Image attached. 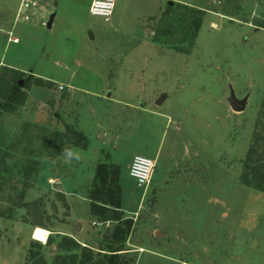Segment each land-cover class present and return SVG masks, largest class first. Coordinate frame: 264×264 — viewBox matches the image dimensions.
Segmentation results:
<instances>
[{
	"label": "rangeland",
	"instance_id": "obj_1",
	"mask_svg": "<svg viewBox=\"0 0 264 264\" xmlns=\"http://www.w3.org/2000/svg\"><path fill=\"white\" fill-rule=\"evenodd\" d=\"M168 1L116 0L108 20L81 8L88 45L77 61L54 63L35 34L8 43L4 62L36 76L22 78L20 104L0 108V264H80L85 246L102 258L95 247L116 222L90 212L99 162H113L134 223L124 264H264V192L240 181L250 148L264 145V0H170L209 8L192 38L197 14ZM50 6L38 0L31 24L48 32ZM109 72L118 106L71 90L101 88ZM67 124L90 130L86 148L63 134L51 141ZM159 144L151 181L137 186L127 163L153 159ZM65 148L80 160L65 163ZM35 226L49 232L44 242Z\"/></svg>",
	"mask_w": 264,
	"mask_h": 264
},
{
	"label": "crops",
	"instance_id": "obj_2",
	"mask_svg": "<svg viewBox=\"0 0 264 264\" xmlns=\"http://www.w3.org/2000/svg\"><path fill=\"white\" fill-rule=\"evenodd\" d=\"M37 1L38 0H0V50L2 49L0 55V99L2 95L8 91V88L13 84L11 83V79H15L13 80L14 83L20 88L21 85L18 84L19 80H21L22 84L23 77L36 76V73L32 72V70H27L26 72L25 69L20 68L12 62H4L3 51L6 49L8 43L17 44L21 41H23V43H27L29 37L26 36L28 35V33H30V35L35 34L33 40L36 39L42 41L41 43H39V45L48 43L46 45L49 46V50L44 48L43 51L46 52L47 58L50 57L54 63L73 60L77 61L78 57H80L81 54L80 49L88 45V43H86L85 41L84 35V30L87 28V24H84L80 20L78 11L86 6L88 10L91 0H50V11H52L53 9L52 6H54V10L50 13L52 19L50 26L46 28V30H49L48 32L43 30L40 26L38 27V24H36V22L31 24V8L36 6ZM167 4L171 6L175 4V2L169 4L168 1ZM178 4L185 5L184 3ZM154 16L155 15H151L148 18H152ZM21 38L23 40H21ZM14 39H16V41ZM90 39H93V34L91 35ZM14 50L16 52L19 49L17 47ZM14 76H17V78H15ZM43 77L45 76L43 75ZM104 77L105 81H100L99 83V85L101 84V88H96L95 86L86 88L72 87L71 90L75 92L82 90L84 94L94 97L100 102L104 101L105 104L110 108L112 106L114 107L122 104L120 98L116 96L117 93L114 90H110L112 88V84L110 83L111 72L105 74ZM105 92H107V94ZM159 116L163 118L165 117L167 119L166 123H168L170 120L169 115L159 113ZM73 124L75 125L76 123ZM74 125H71L74 129H76L75 127L79 128L77 124L75 125V127ZM76 130L81 131L88 140V136L86 134L87 130L90 131L89 129L86 130V128L82 126L80 129ZM159 146L160 144L157 146V149L154 152L153 160L160 154ZM192 156L193 155H191L190 158H192ZM130 161L127 163V166H129ZM184 163L185 161H182L181 163L176 162L175 164L170 165L177 167L176 171L174 172L177 174L181 172L179 167L184 166ZM182 171H187V164L184 168H182ZM184 263L185 262H182V264Z\"/></svg>",
	"mask_w": 264,
	"mask_h": 264
},
{
	"label": "trees",
	"instance_id": "obj_3",
	"mask_svg": "<svg viewBox=\"0 0 264 264\" xmlns=\"http://www.w3.org/2000/svg\"><path fill=\"white\" fill-rule=\"evenodd\" d=\"M176 6L182 7L188 13L197 14V18L193 21V34L190 38L196 36L201 24L202 17L209 11V8L200 9L188 5L173 4L169 7ZM151 19V18H150ZM153 19V18H152ZM186 38H188L186 36ZM13 87L2 95L0 99L1 109H12L15 105L22 102L23 98L20 95V88L14 83ZM60 134L65 135L66 138L71 139L74 137L75 143H79L82 148L87 146V137L81 132L74 129L71 125H65V130L54 133L56 140ZM264 144V143H263ZM261 146V152H257L256 145L254 144L249 152V159L245 163L246 171L241 174L240 181L245 185H249L256 190L264 192V145ZM115 166L112 163L99 162L95 165L94 176L91 186L88 190L87 199L89 201V208L92 215L98 221H114L116 222L111 231L101 238L96 252L103 255L101 259L93 260L91 255V248L89 250V257L82 259L80 264H124L120 254L129 249L125 246V242L133 227V221L130 217H123L122 210L119 204L120 188L115 179ZM46 231V233H44ZM48 231L39 226H35L32 230V238L37 241L44 242L47 238ZM51 238V236L49 237ZM66 240H72L69 236H63ZM34 242V241H33ZM37 244V243H36ZM80 261V262H81Z\"/></svg>",
	"mask_w": 264,
	"mask_h": 264
},
{
	"label": "built area",
	"instance_id": "obj_4",
	"mask_svg": "<svg viewBox=\"0 0 264 264\" xmlns=\"http://www.w3.org/2000/svg\"><path fill=\"white\" fill-rule=\"evenodd\" d=\"M115 1L116 0H91L88 11L93 16L108 20L113 12ZM14 40L16 41V39ZM154 166L153 159L135 155L129 163L128 175L134 179L137 186L147 185L151 181V174Z\"/></svg>",
	"mask_w": 264,
	"mask_h": 264
},
{
	"label": "water",
	"instance_id": "obj_5",
	"mask_svg": "<svg viewBox=\"0 0 264 264\" xmlns=\"http://www.w3.org/2000/svg\"><path fill=\"white\" fill-rule=\"evenodd\" d=\"M169 4H172V1L169 0ZM51 19H52V16L49 17L48 21H47V27L50 26V23H51ZM90 37H91V33H89ZM18 84L21 85V80L18 81ZM162 97H160L156 104H159L160 103V100H161ZM229 104H230V107L232 110L234 111H242L244 109V106H245V101L242 99V100H238L235 95L233 93L230 94L229 96ZM60 162V159L59 158H56V163H59ZM74 227L76 229H79V225L76 224L74 225Z\"/></svg>",
	"mask_w": 264,
	"mask_h": 264
},
{
	"label": "clouds",
	"instance_id": "obj_6",
	"mask_svg": "<svg viewBox=\"0 0 264 264\" xmlns=\"http://www.w3.org/2000/svg\"><path fill=\"white\" fill-rule=\"evenodd\" d=\"M60 158L65 162V163H72L73 161H79L80 160V155L78 152L73 151L69 148H65L62 153Z\"/></svg>",
	"mask_w": 264,
	"mask_h": 264
}]
</instances>
